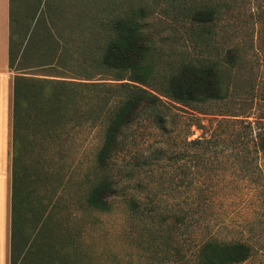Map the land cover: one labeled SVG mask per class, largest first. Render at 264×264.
Masks as SVG:
<instances>
[{
  "label": "rangeland",
  "instance_id": "374dc122",
  "mask_svg": "<svg viewBox=\"0 0 264 264\" xmlns=\"http://www.w3.org/2000/svg\"><path fill=\"white\" fill-rule=\"evenodd\" d=\"M11 11L13 23L16 15L22 20L18 28L12 25L24 33L22 49H35L29 61L53 59L52 72L74 83L72 100L80 113L97 102L114 103L124 93L120 83L97 69L86 78L90 66L84 40L92 29L101 37L106 19L126 14L133 15L149 40L156 76L189 60L213 62L224 70L226 89L222 99L201 105L200 111L163 98L165 128L149 114L129 128L115 165L119 175L133 166L137 154L155 148L180 152L177 161L162 158L137 174L155 187L150 198L159 203L143 217L122 196L113 197L106 211L83 205L99 123L76 126L75 117L74 123L64 117L53 139L23 131L21 166L10 197L9 244H21L43 211L51 212L62 241L82 248L86 264H195L199 243L212 236L247 240L251 254L238 264H264V156L238 155L221 141L200 152L183 143L209 136L221 118L227 119L230 133L247 122L253 132L264 125V0H12ZM43 20L50 32L45 39L39 33ZM64 88L67 96L68 85ZM32 137L34 149L27 141ZM199 153L205 164L195 162ZM36 164L37 170L31 167ZM175 167L179 186L168 181ZM149 170L152 175H145ZM134 176L123 181L128 191L134 190ZM174 202L188 211L185 224L176 223L170 209Z\"/></svg>",
  "mask_w": 264,
  "mask_h": 264
},
{
  "label": "trees",
  "instance_id": "16d2710c",
  "mask_svg": "<svg viewBox=\"0 0 264 264\" xmlns=\"http://www.w3.org/2000/svg\"><path fill=\"white\" fill-rule=\"evenodd\" d=\"M39 33L43 39L49 37L50 32L45 20L40 24ZM89 33L90 38L84 40V47L89 49L88 57L85 59L90 66L86 78L90 80L93 76L92 72L97 69L108 79L120 83V89L124 90V93L114 103L105 106V101L97 102L80 113L79 106L72 100L71 88L74 83L67 79L66 82L61 75L52 72L53 59L40 64L41 67H50L51 72L45 75L52 77L35 78V82H38L35 91L37 90L39 96L36 98L32 96V98L27 95L33 101L26 103L23 101L27 99L23 95L32 89L33 78L22 74L16 75L12 102L10 197L13 198L17 169L21 166L19 145L20 139L23 141L24 137L22 132L38 133L44 135L45 139H53L56 126L63 123L62 118L65 117L73 122L75 117V123L72 124L76 126L86 122L91 128L99 123V143L86 174L87 184L81 198L83 205L87 208L106 211L111 208L113 197L122 196L130 208H135V214L139 213L143 217L142 214L147 215L157 210L159 203L150 198V193L156 190L155 187L139 177V172L146 171L145 169L159 163L162 158L167 161H177L180 158V152L173 148L166 150L155 148L148 154H137L133 158V166L119 175L117 171L115 172V165L129 128L144 114L154 115L159 120L161 128H165L167 120L162 111L163 98L196 111H200L203 104L222 99L226 89L224 70L213 62L189 60L177 64L159 77L156 76L149 40L139 22L131 14L106 19L104 34L101 37L98 29L89 30ZM21 45L19 43L15 48L13 41H10V67L13 65L14 53L20 50ZM43 55L45 56L44 53ZM66 84L69 88L67 96L64 88ZM66 101L70 105L65 104ZM101 104H104L103 111ZM23 111H25L24 115H22ZM67 111L69 115L65 116L64 112L67 113ZM225 121H227L225 118L218 120L209 136L200 135L189 140L184 138L183 143L200 152L221 141L225 148L230 146L238 155L245 156L247 153L254 152L256 155L260 153L264 156V125L253 132L250 122H247L249 124L242 126L241 130L237 129L230 133L226 131ZM197 125L198 128L203 127L200 123ZM27 141L32 144V149L37 146L34 137L27 138ZM195 160L205 164L201 153L196 155ZM38 164L43 167L41 163ZM31 167H35L36 170L39 168L37 164ZM25 171L22 169L24 176H26ZM179 171L175 167L168 180L176 186L181 184ZM146 174L152 175L150 170L145 172ZM134 175L137 178L134 190L128 191L123 181ZM174 206H179L177 211L173 210ZM170 209L176 217V223H186L189 213L183 206L181 207L180 202L171 203ZM50 213L40 212L38 218L34 220L32 231L25 235L21 244L17 246L9 244L8 264H86L80 246L72 242H70L71 245H67L69 241L66 239L62 241ZM65 241L66 246L63 245ZM250 254L251 245L247 240L212 236L199 243L195 253V264H238Z\"/></svg>",
  "mask_w": 264,
  "mask_h": 264
},
{
  "label": "crops",
  "instance_id": "0c3cea01",
  "mask_svg": "<svg viewBox=\"0 0 264 264\" xmlns=\"http://www.w3.org/2000/svg\"><path fill=\"white\" fill-rule=\"evenodd\" d=\"M12 1L0 0V264H8L9 261V228H10V195H11V143H12V102L14 77L18 74L33 78L32 89L23 96L24 103L31 101L33 97H38L35 78L49 77L45 75L49 71L41 72L39 59L30 60V54L35 49L24 51L22 47L15 51L12 67L9 66L10 41L17 48L23 42V34L17 30H12V25H20L21 18L15 17L12 22ZM14 35V36H12ZM38 39V38H37ZM14 47V46H13ZM29 58V59H28ZM26 61L29 65H25ZM18 63L20 65L18 66ZM32 97L31 100L28 97ZM33 101V100H32ZM23 114L25 111L22 112Z\"/></svg>",
  "mask_w": 264,
  "mask_h": 264
}]
</instances>
